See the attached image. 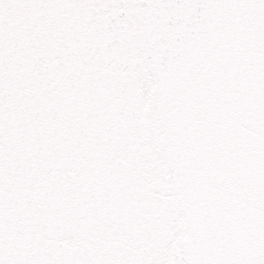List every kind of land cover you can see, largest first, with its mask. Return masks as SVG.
Returning <instances> with one entry per match:
<instances>
[{"label": "snow or ice", "instance_id": "obj_1", "mask_svg": "<svg viewBox=\"0 0 264 264\" xmlns=\"http://www.w3.org/2000/svg\"><path fill=\"white\" fill-rule=\"evenodd\" d=\"M0 264H264V0H0Z\"/></svg>", "mask_w": 264, "mask_h": 264}]
</instances>
